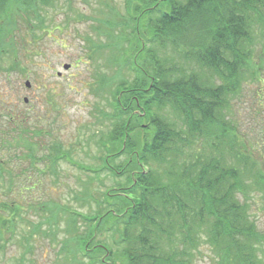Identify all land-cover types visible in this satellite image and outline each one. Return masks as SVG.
I'll list each match as a JSON object with an SVG mask.
<instances>
[{
  "label": "trees",
  "instance_id": "obj_1",
  "mask_svg": "<svg viewBox=\"0 0 264 264\" xmlns=\"http://www.w3.org/2000/svg\"><path fill=\"white\" fill-rule=\"evenodd\" d=\"M59 1L0 0V69L23 72L27 51L17 39L42 28ZM125 3L123 20L106 21L107 42L98 47L110 53L97 79L101 136L96 130L88 140L104 154L101 172L124 182L106 187L99 171L77 166L93 173L70 191L77 208L47 197L38 177L23 185L25 159L54 164L70 152L54 139L38 157L28 120L2 108L0 264H34L45 238L64 264H196L202 256L264 264L255 216L264 210L256 159L264 151L242 130L234 105L248 83L262 81L264 0ZM14 246L19 255L6 260Z\"/></svg>",
  "mask_w": 264,
  "mask_h": 264
},
{
  "label": "rangeland",
  "instance_id": "obj_2",
  "mask_svg": "<svg viewBox=\"0 0 264 264\" xmlns=\"http://www.w3.org/2000/svg\"><path fill=\"white\" fill-rule=\"evenodd\" d=\"M125 8V0H60L49 11V20L42 28H38L42 25L39 23L32 31L23 30L20 34L23 39H17L23 52L27 51L21 55L23 72L10 71L5 67L0 69V111L2 108L11 109L28 120L26 128L30 133H35L34 141L41 146L36 155L39 157L47 153L48 145L54 139L60 142L64 152H70V156L66 155L67 158H61L54 164L40 158L30 164L25 159L22 163L26 171L23 185H29L26 179L28 175L31 176L30 181L33 179L34 182L38 177V189H46L47 197L59 198L62 203L75 208L78 204L72 201L70 191L80 188L93 174L77 166L99 171L100 181L106 187L124 182V177L115 181V178L101 172L104 154L88 140L96 130L101 134V123L96 125L95 122L96 108L100 109L104 102L101 90L97 89V79L101 77V71L105 72V60L110 53L109 49L101 50L98 47L107 42L104 33L107 30L106 21L121 22ZM4 27L7 43L10 35L8 21ZM39 37L41 40L37 41ZM14 49L9 50L14 54ZM64 65H69V68L63 69ZM261 79V82L248 83L234 105L238 104L236 112L242 130L253 142L263 146L258 150L263 154L264 71L261 72ZM26 82H29V88L25 87ZM256 159L264 167V159ZM39 170L45 174L37 175ZM33 212L27 210L26 216L31 221L37 218ZM255 216L260 229H264V210L260 209ZM33 250L34 264H64L60 261L62 256L58 255V245L54 247L48 238L36 243ZM19 253L20 249L14 246L4 258L12 260ZM196 264L213 262L207 256H202Z\"/></svg>",
  "mask_w": 264,
  "mask_h": 264
},
{
  "label": "water",
  "instance_id": "obj_3",
  "mask_svg": "<svg viewBox=\"0 0 264 264\" xmlns=\"http://www.w3.org/2000/svg\"><path fill=\"white\" fill-rule=\"evenodd\" d=\"M68 68H69V65H64V66H63V69H65V70H66V69H68ZM25 87H26V88H29V87H30V84H29V82H26V83H25ZM24 102L26 103V102H27V100H26V99H24Z\"/></svg>",
  "mask_w": 264,
  "mask_h": 264
}]
</instances>
